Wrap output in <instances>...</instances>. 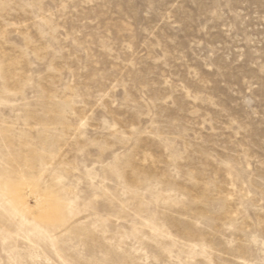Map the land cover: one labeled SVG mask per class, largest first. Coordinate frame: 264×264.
<instances>
[{"label":"rangeland","instance_id":"1","mask_svg":"<svg viewBox=\"0 0 264 264\" xmlns=\"http://www.w3.org/2000/svg\"><path fill=\"white\" fill-rule=\"evenodd\" d=\"M0 264H264V0H0Z\"/></svg>","mask_w":264,"mask_h":264}]
</instances>
